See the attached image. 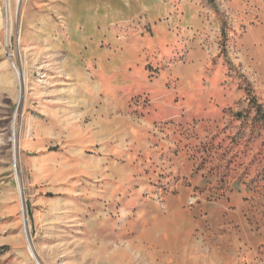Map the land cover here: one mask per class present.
Masks as SVG:
<instances>
[{"label":"rangeland","instance_id":"rangeland-1","mask_svg":"<svg viewBox=\"0 0 264 264\" xmlns=\"http://www.w3.org/2000/svg\"><path fill=\"white\" fill-rule=\"evenodd\" d=\"M0 20V264H264V0Z\"/></svg>","mask_w":264,"mask_h":264},{"label":"bare ground","instance_id":"bare-ground-1","mask_svg":"<svg viewBox=\"0 0 264 264\" xmlns=\"http://www.w3.org/2000/svg\"><path fill=\"white\" fill-rule=\"evenodd\" d=\"M0 21H1V20H0ZM0 24H1V22H0ZM14 65H15V64H14ZM15 69H16V71H17V73H18V76H19V73H20L21 76H23V70H22V69H19L18 66H16V65H15Z\"/></svg>","mask_w":264,"mask_h":264},{"label":"water","instance_id":"water-1","mask_svg":"<svg viewBox=\"0 0 264 264\" xmlns=\"http://www.w3.org/2000/svg\"><path fill=\"white\" fill-rule=\"evenodd\" d=\"M23 207H24V210H25L26 205H25V200H24V198H23Z\"/></svg>","mask_w":264,"mask_h":264},{"label":"built area","instance_id":"built-area-1","mask_svg":"<svg viewBox=\"0 0 264 264\" xmlns=\"http://www.w3.org/2000/svg\"><path fill=\"white\" fill-rule=\"evenodd\" d=\"M8 23V22H7ZM7 28H8V24H7V26H6Z\"/></svg>","mask_w":264,"mask_h":264}]
</instances>
